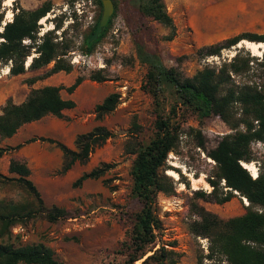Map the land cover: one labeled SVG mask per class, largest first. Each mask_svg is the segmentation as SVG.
I'll use <instances>...</instances> for the list:
<instances>
[{
	"label": "rangeland",
	"instance_id": "374dc122",
	"mask_svg": "<svg viewBox=\"0 0 264 264\" xmlns=\"http://www.w3.org/2000/svg\"><path fill=\"white\" fill-rule=\"evenodd\" d=\"M1 1L4 19L8 21V15L12 13L13 16L15 3L33 9L44 0H12L10 5H6V0ZM51 1L53 7L40 22L39 34L53 27L51 19L62 18L63 26L55 32L71 45L64 57L71 63L72 69L69 72L59 71L56 81L66 87L78 75L83 80L71 94L65 88L61 89L64 98L75 101V106L67 109L64 117L47 114L24 124L19 132L26 135L21 146L33 158L30 174L44 206L62 207L69 214L53 221L47 219L35 197L15 181H0V202L40 209L33 217L12 226L15 245L42 242L65 264H123L126 259L123 243L130 239L134 213L140 208L131 193L130 170L135 154L128 151L132 146L137 147L152 138L156 119L155 100L143 86L147 65L137 58L136 44L158 53L164 65L177 68L185 76H192L207 65H218L230 59L239 47L261 57L262 54L256 55L240 43L221 49L220 55H203L199 49L237 34L264 33V0H164L173 19V29L143 17L132 0H114L111 23L89 52L86 51L84 37L102 8L94 0ZM63 29L65 35L61 34ZM32 54L35 52L32 51ZM52 64L37 70L27 69L24 74L14 76L8 74L6 65H2L0 108L7 98L22 102L30 88L49 83L50 77L43 74ZM32 76L39 78L29 85L26 79ZM95 76H103L104 79L99 81ZM110 92L119 93V103L113 111L97 120L94 106ZM160 101L162 113L168 114L175 96L165 91ZM133 121L139 125L138 132L133 130ZM173 122L178 127V139L174 150L167 155L168 169L165 171L166 181L173 190L157 195L159 227L155 230L156 238L150 249L163 245L175 252V264H196L197 255L201 251L207 253V239L190 231L189 224L197 218L194 203L227 219L243 214L248 201L236 194L229 201L216 203L197 198L194 194L196 190L209 192L212 189L207 178L214 174L215 161L208 152L224 134L232 132L222 119L217 115L201 118L178 105ZM98 124L104 125L112 133L111 136L95 146L86 161H75L66 172L61 173L62 164L59 167L56 165L57 157L53 153L60 148L46 139L71 144L76 149V135ZM21 146L9 149L0 158L1 174L18 176L8 171V164L11 158H16ZM0 147L14 146L0 138ZM252 150L261 159L264 156V141L252 143ZM103 163L108 166L104 167L100 177L86 178L80 184H73L83 172ZM252 163L257 166V172L260 161ZM169 170L176 171L177 176L169 174ZM220 185L222 190L226 189L223 180ZM208 262L204 260V263Z\"/></svg>",
	"mask_w": 264,
	"mask_h": 264
},
{
	"label": "trees",
	"instance_id": "16d2710c",
	"mask_svg": "<svg viewBox=\"0 0 264 264\" xmlns=\"http://www.w3.org/2000/svg\"><path fill=\"white\" fill-rule=\"evenodd\" d=\"M16 2V0H14ZM102 8L101 0H94ZM112 2L115 4L114 0ZM143 17H149L173 29V19L168 13L164 0H132ZM0 0V68L6 65L8 74L21 75L29 70L40 69L49 63L52 66L45 71L47 77L59 71L69 72L72 65L64 57L70 43L55 31L62 28V18L51 19L54 23L40 35L41 21L53 7L51 0H44L33 9L23 8L18 3L13 8L12 19H4ZM100 12L94 25L85 35L86 51L98 42L111 23L106 26L96 40L90 41L101 16ZM75 16V14L73 15ZM65 29L62 30L61 34ZM61 37L60 39H58ZM172 38V35H169ZM244 38L264 42V33L233 35L220 42L203 46L199 49L203 55H220L221 49L239 44ZM32 51L35 54H32ZM136 55L139 61L147 65L144 89L149 92L155 104L156 119L154 133L147 143L132 146L128 152L135 154L131 165L132 196L140 205L134 213L130 239L123 243L126 259L123 264H175L174 251L163 245L150 249L156 238L155 230L159 227L157 218V195L173 190L166 181L165 171L167 155L173 151L178 139V127L173 122L177 106L205 118L219 116L232 130L224 134L208 154L215 161L214 174L207 178L212 189L209 192L194 191L197 198L216 203L229 201L236 194L248 201L243 214L227 219L194 203L197 218L189 228L195 236L207 239V253L197 255L196 264H264V156L261 159L252 150V143L264 141V50L261 57L251 55L243 47L230 59L218 65H207L192 76L183 75L177 68L167 67L160 55L136 44ZM31 57L28 66L27 58ZM28 59V61H29ZM27 61V63H28ZM39 77H28L26 83L31 85ZM103 80V76H95ZM83 78L76 76L74 81L63 87L45 84L30 88L25 99L15 103L7 98L0 108V138L12 136L24 124L41 119L47 114L64 117L63 110L75 106L72 98H64L61 89L71 94L81 84ZM165 91L175 96V102L168 114L162 113L160 97ZM119 93L110 92L94 106L95 118L101 120L104 115L113 111L119 103ZM133 130L139 131L136 121ZM111 132L101 124L91 130L79 133L74 139L76 149L53 139L62 152L60 172H66L75 161L84 162L95 146L101 145L111 136ZM44 139V138H43ZM0 147V158L9 150L20 147ZM260 161L256 174L253 175L245 163ZM103 163L90 171L83 172L73 184H80L86 178H98L103 174ZM8 171L17 177H8L0 173V181H15L24 186L37 200L40 209L28 208L24 204L0 202V264H65L59 261L53 250L42 242L15 245L12 241V226L42 211L49 220L65 217L69 213L58 206L45 207L35 183L29 178L31 170L24 162L11 158ZM224 181L225 190L220 182ZM152 250L151 254L147 252ZM207 259L209 262L204 263Z\"/></svg>",
	"mask_w": 264,
	"mask_h": 264
},
{
	"label": "crops",
	"instance_id": "0c3cea01",
	"mask_svg": "<svg viewBox=\"0 0 264 264\" xmlns=\"http://www.w3.org/2000/svg\"><path fill=\"white\" fill-rule=\"evenodd\" d=\"M59 76V72L53 73L51 74L49 77V83L47 84H51V85H58L57 83V78ZM15 102V100H13ZM17 103V102H15ZM20 103V102H19ZM67 109L63 110V113L65 114ZM23 126V125H22ZM21 126V127H22ZM20 127V128H21ZM20 128L17 130V132L15 134H13L10 137L4 138V140H6L7 144L11 145V146H16L18 144H23L24 143V139L26 137V135L21 134L19 132ZM65 144V143H64ZM68 147H71V144H66ZM47 153V151H46ZM53 153L55 154V156L57 157L56 162H57V166L59 167L62 164V152L59 149H56L55 151H53ZM16 159L18 160H23L27 162V165L29 166V168H31V164L33 163V158L31 157L30 153L24 149L23 146H21V148L19 149V151L16 153ZM31 175V176H30ZM29 175V178H31L32 180V174ZM36 185V184H35ZM37 187V186H36Z\"/></svg>",
	"mask_w": 264,
	"mask_h": 264
},
{
	"label": "bare ground",
	"instance_id": "6f19581e",
	"mask_svg": "<svg viewBox=\"0 0 264 264\" xmlns=\"http://www.w3.org/2000/svg\"><path fill=\"white\" fill-rule=\"evenodd\" d=\"M11 1L12 0H6L5 1V3H6V5H10L11 4ZM8 17H12V13H10L9 15H8ZM9 18V19H10ZM46 17H44L43 19H42V21L45 19ZM240 44H243V45H245L247 48H249L254 54H256V55H261L262 54V50L264 49V42H256V41H250V40H242L241 42H240ZM30 59H31V57H30ZM30 59H29V61H28V63L27 64H29V62H30ZM7 71H8V68H7ZM244 165L249 169V170H251V172L253 173V175L256 177V174H257V172H256V167L257 166H253V163L251 162V163H245L244 162ZM169 174H171V175H173V176H177V174H176V171H173V170H169Z\"/></svg>",
	"mask_w": 264,
	"mask_h": 264
},
{
	"label": "water",
	"instance_id": "95a60500",
	"mask_svg": "<svg viewBox=\"0 0 264 264\" xmlns=\"http://www.w3.org/2000/svg\"><path fill=\"white\" fill-rule=\"evenodd\" d=\"M101 2H102V13H101L100 20L98 22V25H97L94 33L89 37L90 41L97 39V37L101 33L102 29L106 26L111 14L113 13V10H114V5H113L112 0H101Z\"/></svg>",
	"mask_w": 264,
	"mask_h": 264
}]
</instances>
